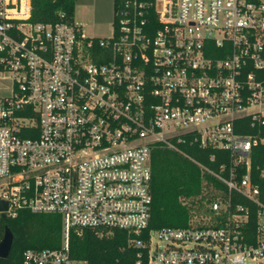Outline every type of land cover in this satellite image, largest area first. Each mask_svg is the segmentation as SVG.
Returning <instances> with one entry per match:
<instances>
[{"label": "built area", "instance_id": "obj_1", "mask_svg": "<svg viewBox=\"0 0 264 264\" xmlns=\"http://www.w3.org/2000/svg\"><path fill=\"white\" fill-rule=\"evenodd\" d=\"M31 10L0 0V200L10 217L60 214L62 241L26 249L22 264H91L70 255L71 229L125 231L135 264H264V194L251 175L264 143V0H113L107 37L32 22ZM244 117L256 132H236ZM184 134L228 153L209 171L227 196L145 235L152 145L178 150Z\"/></svg>", "mask_w": 264, "mask_h": 264}, {"label": "trees", "instance_id": "obj_2", "mask_svg": "<svg viewBox=\"0 0 264 264\" xmlns=\"http://www.w3.org/2000/svg\"><path fill=\"white\" fill-rule=\"evenodd\" d=\"M153 2L154 0H141ZM32 22H74L75 0H31ZM65 13V17H61ZM156 23L154 11L150 16ZM96 41L99 38H94ZM219 57L220 53H209ZM96 62H98L96 60ZM236 132L251 134L256 128L250 126L249 118L236 120ZM264 137V125L260 127ZM24 136H30L24 134ZM183 141L173 142L177 149L155 143L151 148V206L150 220L145 235L150 230L162 227H185L193 215L209 214V204L217 197L227 196L226 186L209 171L220 170L222 164L230 163L228 153L212 147H200L191 134L182 135ZM251 175L264 194V143L252 149ZM214 156V159L210 157ZM263 171V172H262ZM233 202V193H232ZM253 219L250 226H253ZM13 234V241L7 257H0V264H22L23 252L28 249H57L62 241L61 215L54 212H32L20 210L15 217L0 214V240L5 228ZM144 235V236H145ZM138 248L128 246L127 234L115 230L108 237H98L91 229L78 233L69 232V253L77 259L91 264H135Z\"/></svg>", "mask_w": 264, "mask_h": 264}, {"label": "rangeland", "instance_id": "obj_3", "mask_svg": "<svg viewBox=\"0 0 264 264\" xmlns=\"http://www.w3.org/2000/svg\"><path fill=\"white\" fill-rule=\"evenodd\" d=\"M113 15V0H75L73 20L87 37L109 36ZM2 264H8V259Z\"/></svg>", "mask_w": 264, "mask_h": 264}, {"label": "water", "instance_id": "obj_4", "mask_svg": "<svg viewBox=\"0 0 264 264\" xmlns=\"http://www.w3.org/2000/svg\"><path fill=\"white\" fill-rule=\"evenodd\" d=\"M7 205L4 201L0 200V212L2 216H5L4 211ZM13 241V234L11 230L6 227L2 239L0 240V257H7Z\"/></svg>", "mask_w": 264, "mask_h": 264}]
</instances>
